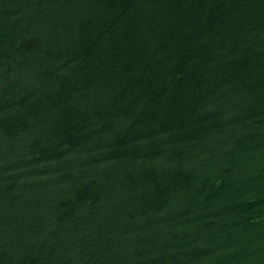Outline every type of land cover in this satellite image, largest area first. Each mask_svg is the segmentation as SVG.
<instances>
[{
	"label": "trees",
	"instance_id": "1",
	"mask_svg": "<svg viewBox=\"0 0 264 264\" xmlns=\"http://www.w3.org/2000/svg\"><path fill=\"white\" fill-rule=\"evenodd\" d=\"M0 264H264V0H0Z\"/></svg>",
	"mask_w": 264,
	"mask_h": 264
}]
</instances>
